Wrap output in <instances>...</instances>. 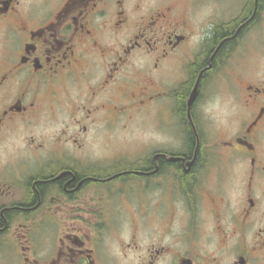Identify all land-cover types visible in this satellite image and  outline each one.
I'll list each match as a JSON object with an SVG mask.
<instances>
[{
	"label": "flooded vegetation",
	"instance_id": "flooded-vegetation-1",
	"mask_svg": "<svg viewBox=\"0 0 264 264\" xmlns=\"http://www.w3.org/2000/svg\"><path fill=\"white\" fill-rule=\"evenodd\" d=\"M0 264H264V0H0Z\"/></svg>",
	"mask_w": 264,
	"mask_h": 264
},
{
	"label": "rangeland",
	"instance_id": "rangeland-1",
	"mask_svg": "<svg viewBox=\"0 0 264 264\" xmlns=\"http://www.w3.org/2000/svg\"><path fill=\"white\" fill-rule=\"evenodd\" d=\"M226 85L223 83H220L216 80V82H213L210 90L208 92V98L210 99L208 101V108L210 110H213L214 113H218L221 108H225V110L228 108V104L225 105V99L227 98L226 95ZM139 120H135L133 122V128L132 131L129 132L128 137L132 139L131 146H136L137 143L140 142V139H142V132L139 124ZM123 137V135H122Z\"/></svg>",
	"mask_w": 264,
	"mask_h": 264
},
{
	"label": "trees",
	"instance_id": "trees-1",
	"mask_svg": "<svg viewBox=\"0 0 264 264\" xmlns=\"http://www.w3.org/2000/svg\"><path fill=\"white\" fill-rule=\"evenodd\" d=\"M222 33V32H221ZM221 33H218V34H216V36L214 37V39H213V44L214 43H216L220 38H221ZM206 49V48H205ZM208 53H209V50H207V52H206V50H204V52L202 53V55H201V57H200V59H201V63H206L207 62V60H208V58L209 57H207L208 56ZM214 59L215 58H212L211 59V61H212V63L214 62ZM191 145H192V143H191Z\"/></svg>",
	"mask_w": 264,
	"mask_h": 264
},
{
	"label": "water",
	"instance_id": "water-1",
	"mask_svg": "<svg viewBox=\"0 0 264 264\" xmlns=\"http://www.w3.org/2000/svg\"><path fill=\"white\" fill-rule=\"evenodd\" d=\"M195 97H196V90L194 88V90H193V92H192V94L190 96V99H189V104H191V102L194 101Z\"/></svg>",
	"mask_w": 264,
	"mask_h": 264
}]
</instances>
